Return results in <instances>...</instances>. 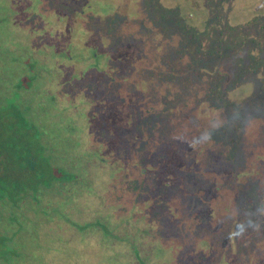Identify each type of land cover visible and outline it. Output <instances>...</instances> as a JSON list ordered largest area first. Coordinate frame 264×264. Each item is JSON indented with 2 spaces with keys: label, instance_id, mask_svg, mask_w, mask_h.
<instances>
[{
  "label": "rangeland",
  "instance_id": "374dc122",
  "mask_svg": "<svg viewBox=\"0 0 264 264\" xmlns=\"http://www.w3.org/2000/svg\"><path fill=\"white\" fill-rule=\"evenodd\" d=\"M27 55L79 177L61 214L106 221L59 264H264V0H0V91Z\"/></svg>",
  "mask_w": 264,
  "mask_h": 264
},
{
  "label": "flooded vegetation",
  "instance_id": "af4514ba",
  "mask_svg": "<svg viewBox=\"0 0 264 264\" xmlns=\"http://www.w3.org/2000/svg\"><path fill=\"white\" fill-rule=\"evenodd\" d=\"M21 152L22 158L36 161V167L33 168V165L27 163L26 167L17 166V170L11 174H17L20 170L27 177L23 181V184L27 185L25 190H20V194L14 191L15 202L9 191L0 194V264H59L60 240L65 236L61 233L76 231V220L71 217L72 204L64 205V209L67 206L69 208L68 214L64 210L61 214L58 204L59 200L63 199L62 194L65 196L59 179V153L55 147L33 149L25 142L19 151H15L18 155ZM3 158L0 150V163ZM45 162L55 173V179L48 186L41 181L38 188L31 187L29 184L38 178V168L40 170V166ZM64 218L69 220L67 228L65 224L60 223V219ZM72 240L74 239L67 241Z\"/></svg>",
  "mask_w": 264,
  "mask_h": 264
},
{
  "label": "trees",
  "instance_id": "16d2710c",
  "mask_svg": "<svg viewBox=\"0 0 264 264\" xmlns=\"http://www.w3.org/2000/svg\"><path fill=\"white\" fill-rule=\"evenodd\" d=\"M82 57L84 61L88 59L87 57ZM45 62L46 58L44 61L40 60V58L36 60L33 55L23 56L18 59L13 58L12 64L9 66L12 70L9 76L11 75L12 77L13 86L9 87V90H6L7 92L0 91V97L5 98L7 104L8 102L11 104L8 105L7 112L5 111L6 106L2 103L0 104V150L4 157L3 162L0 163V194H3L2 192L4 191H9L14 202L16 200L14 191H18L20 194V190H25L27 185L23 184V181L27 177H25V174L20 170L17 171V174H11H13V171L17 170V166L26 167L27 163L33 165V168L36 167V161H27L25 158H22V152L18 155L15 151H19L24 142L29 144V147L33 149H40L42 147L45 149L56 148L54 143L50 144L51 142L48 141V138L54 133V115L57 113L58 108L56 106L47 107L45 105L49 103V101L51 102L53 93L46 86L48 81H43L46 72L38 71V68L43 67ZM43 105H45V112H42ZM26 113H33L36 117L32 115L33 120L28 119V114L26 115ZM46 113L51 115V118L48 120L43 117ZM41 117H43V120ZM31 122H33V124ZM33 126H38V128H36L39 130L37 131L35 129L32 133L30 127ZM45 144L47 147H45ZM37 173L38 178H35V175L32 177L33 179L35 178L33 183L31 182V184L34 185L29 184L33 188H38V183L41 181H44L48 186V184H51L55 179V173L49 168L47 162L40 166V170L38 168ZM59 174L62 187L66 184L71 183L76 185V183H78L79 177L72 172L67 164L61 163ZM29 177H31V175H29ZM63 197L64 195L62 194V198ZM65 213L68 214V211H65ZM67 222L69 223L68 219ZM89 225L92 226L94 234L97 237L99 233L106 230V221H95L91 219L87 222L84 221V223L82 221H77L76 232L77 229L84 230ZM65 227L67 228L68 225H65ZM134 260L135 258L132 260L130 259V261H132L131 264H133Z\"/></svg>",
  "mask_w": 264,
  "mask_h": 264
},
{
  "label": "crops",
  "instance_id": "0c3cea01",
  "mask_svg": "<svg viewBox=\"0 0 264 264\" xmlns=\"http://www.w3.org/2000/svg\"><path fill=\"white\" fill-rule=\"evenodd\" d=\"M116 12H118V11L111 12L110 15H107V16H105V17H109V18H110V17H111V18H112V17H116V15H117V14H115ZM100 14H101V12H100V13L98 12V15H92V14H90L89 16H90L91 18H93V16L97 17V16H99ZM89 16L87 17L88 20H89V18H90ZM188 16H189V15H188ZM189 17L191 18V16H189Z\"/></svg>",
  "mask_w": 264,
  "mask_h": 264
}]
</instances>
